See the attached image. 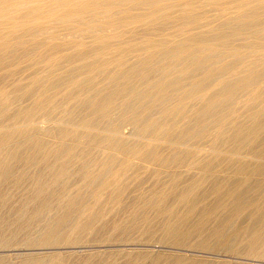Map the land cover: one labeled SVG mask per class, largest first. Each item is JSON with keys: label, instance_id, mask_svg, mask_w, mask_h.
<instances>
[{"label": "bare ground", "instance_id": "6f19581e", "mask_svg": "<svg viewBox=\"0 0 264 264\" xmlns=\"http://www.w3.org/2000/svg\"><path fill=\"white\" fill-rule=\"evenodd\" d=\"M25 247L0 264H264V0H0V252Z\"/></svg>", "mask_w": 264, "mask_h": 264}, {"label": "rangeland", "instance_id": "374dc122", "mask_svg": "<svg viewBox=\"0 0 264 264\" xmlns=\"http://www.w3.org/2000/svg\"><path fill=\"white\" fill-rule=\"evenodd\" d=\"M45 219H46V218H45ZM47 219H48V217H47ZM249 225H251V224H249ZM247 229H248V228H247ZM247 229H246V232L248 231ZM23 247H24V246H23ZM22 249H23V250H20L21 252H20V251H16V252L13 251V252H10V253L8 252V251H9L8 249H7V250L5 249L6 251L4 250V251H1V252H0V253H1L0 256H10V255L17 256L16 253H18V254H20V255H18L17 257H20V256L22 257V256H24V255H26V254L29 255V254H33V253L35 254V253H41V252H42V251H40V250H35V249L31 250V249L26 248V247H25V248H22ZM236 249L238 250L239 248H236ZM29 250H30V251H29ZM38 251H39V252H38ZM51 251H52V250H49V251H46V252H50V253H59V252L62 253V252H67L66 250H65V251H64V250H60V251L57 250L58 252H57L56 250H54L53 252H51ZM4 252H5V253H4ZM7 252H8V253H7ZM23 253H24V254H23ZM2 254H3V255H2ZM6 254H7V255H6ZM207 260H210V258L207 259ZM211 260H213V259H211ZM219 261H224V262H228V263H234V262H235V263H236V262L240 263V262H241V264H243V263H244V264H245V263H246V264H251V263H252V264H258V263H256V262H250V261H239V260H233V259L217 260V262H219Z\"/></svg>", "mask_w": 264, "mask_h": 264}]
</instances>
